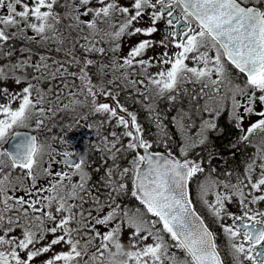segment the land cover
Returning a JSON list of instances; mask_svg holds the SVG:
<instances>
[{
	"label": "snow or ice",
	"instance_id": "obj_1",
	"mask_svg": "<svg viewBox=\"0 0 264 264\" xmlns=\"http://www.w3.org/2000/svg\"><path fill=\"white\" fill-rule=\"evenodd\" d=\"M0 58V264H225L189 198L216 158L189 154L224 110L240 132L233 149L259 141L242 173L221 180L210 168L199 200L231 264H264V0H0ZM122 91L151 114L160 140L146 137ZM185 97L210 119L176 153L152 105ZM60 114L72 116L69 130L81 121L95 130L92 147L112 162L98 184L64 136L41 139ZM185 119L173 122L187 135ZM129 195L137 207L123 202Z\"/></svg>",
	"mask_w": 264,
	"mask_h": 264
},
{
	"label": "flooded vegetation",
	"instance_id": "obj_2",
	"mask_svg": "<svg viewBox=\"0 0 264 264\" xmlns=\"http://www.w3.org/2000/svg\"><path fill=\"white\" fill-rule=\"evenodd\" d=\"M58 11H63V9H57ZM137 26H146V25H137ZM101 27H104V25H101ZM162 27V26H161ZM32 34V33H29ZM143 37H128L124 38V46L127 48L128 45L134 44L133 41H138L139 39H142ZM155 39L160 38V33L155 34ZM17 48H20L23 46L21 42H17L15 45ZM101 47H108L107 43L99 45ZM34 51H43V49L37 48L36 45H33ZM154 51H162L161 49H155ZM152 52V54H153ZM125 53V50H123L122 54ZM151 54V55H152ZM57 56H62L63 53L60 54H54ZM35 58V57H34ZM98 61H101L103 58L100 56L92 57ZM0 60H3V58H0ZM3 62H7L4 60ZM74 70V69H73ZM95 79V78H94ZM242 77L239 76L238 72L234 76V82L239 83L241 81ZM11 87H16L13 84L8 85ZM45 89L48 87L47 84L42 85ZM135 93H132V97H134ZM120 101L121 103L125 104L130 111L136 112L138 115L139 122L144 126L145 122L142 118V115H140L141 110L137 109L136 107H133L130 105V102L134 101L132 98H129V93L127 91H122L120 93ZM135 100L139 99L138 96L135 95ZM83 99V97H81ZM66 102V101H65ZM110 102V101H109ZM149 103L148 101H145V104ZM203 103V101H202ZM178 104V105H177ZM158 105L159 108H158ZM157 105V101L152 105L160 114L164 125V130L167 132L168 137H170L171 143H169V147L173 152L178 153L180 146L185 142L187 139V136H195L196 132L200 130L202 122L205 120H209L210 116L208 113H201L198 110H194L192 105L188 102L187 97L183 98L182 100H178L175 105L169 103L165 99H160L159 103ZM79 112H85L86 109H78ZM181 111L187 114L190 119H185L184 123L188 125H192V127L188 130L187 135H185V132L182 131V129L179 127V125L175 122H173V117H176ZM147 118L150 119L155 125L156 123L151 118V114L148 112L145 113ZM224 118L225 123L230 125L233 128V137L230 139V147L232 144H234L239 136L240 132L238 129L235 128L234 123L229 119V113L227 110H224L221 112V115L214 121L217 125L216 129L209 130L207 132L208 140L205 145H200L193 149L190 154L189 158L196 159H206L209 155V153H212L216 158L212 160V163L210 165L205 164L206 172L205 174H201L198 178V181H194L190 185L189 190V198L194 201V207L197 209L198 214L205 220V223L209 226L210 230H212L216 234V240L217 244L219 246V250L221 252L222 259L224 260L225 264H231V257L228 255L227 252V241L224 237V234L220 230L219 226L214 223L212 216L209 214L207 208H205L202 203L199 200V189H198V183L204 181L205 176L207 175L210 168H214L216 171L212 173V177H218L219 179L223 180L225 177L223 176V173L227 171H235L236 173H242L245 167V161L246 159L251 156L255 151L256 147L255 145L259 141L260 134L254 135L252 139V144H240L238 145L237 149H235L236 152H243L244 156L241 159V164L239 163L238 167H228L227 166V160L226 155L223 153H220L219 150L215 149L213 145L210 143V138L217 136L222 131L220 129L219 119ZM100 119L99 117L90 118V120L87 123H94L96 120ZM253 119H256L255 117ZM68 124H74V121L72 119V116L60 114L58 118L55 119L53 127L51 132H45L41 134V139H44L45 137H60L64 136V138L68 141H70L71 144V150L77 152V153H83L86 155L90 162V167L88 169L90 175H91V181L90 184H98L100 182L101 177L104 176L105 170L107 166L111 165V160L107 161V165L103 162V156L102 153L96 151L91 145L89 146L88 143L92 142L93 145L97 143V137L96 135H93L92 133L95 132L94 129H90L86 126V122L81 121L79 126H74L71 130H69L65 125ZM157 126V125H156ZM245 126H247V122L245 123ZM146 137L149 140H153L154 136L157 137V140H160L162 138L161 133L158 132L157 129H153L151 131L146 132ZM53 147H56L58 150L62 147L56 142H53ZM161 151H164L163 147H160ZM218 154V155H217ZM47 159V158H46ZM221 159V160H220ZM119 164V160L117 161ZM223 168V169H222ZM99 169V171H97ZM129 184V187L131 188V182L126 181ZM197 187V188H196ZM222 191V189H221ZM123 202L130 208H135L138 206V202L135 201L131 196H127L123 198ZM235 208H230V210L235 211ZM126 240V237H125ZM179 254V252H178ZM37 264H40V261H37Z\"/></svg>",
	"mask_w": 264,
	"mask_h": 264
},
{
	"label": "trees",
	"instance_id": "obj_3",
	"mask_svg": "<svg viewBox=\"0 0 264 264\" xmlns=\"http://www.w3.org/2000/svg\"><path fill=\"white\" fill-rule=\"evenodd\" d=\"M158 103H159V100L157 101V105ZM130 105L141 110L140 115H142V118L145 122V125L143 126L145 134L147 131H151L153 127H155L156 125L150 119L147 118L145 114V113L148 114L147 109L141 108L139 103H131ZM159 106L160 105H158V108ZM219 124H220L219 127L222 131L217 136L210 138V143L213 145L215 149L219 150L220 153H223L224 155H226L228 167H234V168L238 167L244 154L242 151L238 153L235 151V149L230 147V139L231 137H233V132H234L233 128L227 123H225L224 118L222 117L219 119ZM171 142L172 141H169V143ZM159 149L160 147L156 148L155 150L157 151ZM233 152H235V155H233ZM128 160L129 159H127L126 164H128Z\"/></svg>",
	"mask_w": 264,
	"mask_h": 264
},
{
	"label": "rangeland",
	"instance_id": "obj_4",
	"mask_svg": "<svg viewBox=\"0 0 264 264\" xmlns=\"http://www.w3.org/2000/svg\"><path fill=\"white\" fill-rule=\"evenodd\" d=\"M131 38H133V37H131ZM135 38V37H134ZM139 41V40H138ZM138 41H133V43H136V42H138ZM132 44H130V45H128L127 46V48H125V46L123 45V50H125V53H123V54H126V52H127V50H128V48L131 46ZM152 52H153V50H150L149 51V53H148V55H151L152 54ZM152 71H155V69H152ZM88 145L90 146H93V144H91L90 142L88 143ZM130 160H131V157H130V159L128 160V163L130 162ZM119 165H120V162H119ZM127 167V166H126ZM209 200H211L212 199V197L211 196H208L207 197ZM234 207H236V205L233 203V204H229L228 205V208L230 209V208H234ZM259 207H261L262 209H264V205H260Z\"/></svg>",
	"mask_w": 264,
	"mask_h": 264
},
{
	"label": "bare ground",
	"instance_id": "obj_5",
	"mask_svg": "<svg viewBox=\"0 0 264 264\" xmlns=\"http://www.w3.org/2000/svg\"><path fill=\"white\" fill-rule=\"evenodd\" d=\"M221 160V159H220ZM240 164H241V162H240ZM223 169V168H222ZM197 188V187H196Z\"/></svg>",
	"mask_w": 264,
	"mask_h": 264
}]
</instances>
